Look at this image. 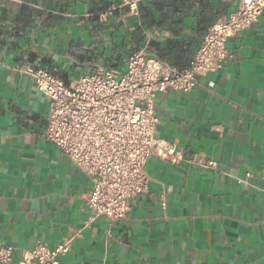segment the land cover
Listing matches in <instances>:
<instances>
[{
    "label": "crops",
    "instance_id": "1",
    "mask_svg": "<svg viewBox=\"0 0 264 264\" xmlns=\"http://www.w3.org/2000/svg\"><path fill=\"white\" fill-rule=\"evenodd\" d=\"M123 2L0 0V245L14 246L0 264L67 237L60 264H264V11L230 38L223 67L157 96L156 136L185 157L151 156L148 188L124 219H90L92 179L45 137L50 98L27 64L72 82L123 72L147 47L186 65L241 0H139L137 14Z\"/></svg>",
    "mask_w": 264,
    "mask_h": 264
},
{
    "label": "built area",
    "instance_id": "2",
    "mask_svg": "<svg viewBox=\"0 0 264 264\" xmlns=\"http://www.w3.org/2000/svg\"><path fill=\"white\" fill-rule=\"evenodd\" d=\"M123 3L139 12V0ZM263 11L264 0H241L227 17L207 28L194 57L184 66H172L147 47H138L127 57L123 72L97 68L72 82L44 66L24 67L50 98L45 137L93 181L87 195L90 219L104 215L120 221L127 216L131 200L148 188L146 165L151 156L173 161L185 157L184 148L156 136L157 96L169 89L189 91L199 75L223 67L231 57L230 38ZM199 162L218 166L215 159ZM72 244L73 237L54 246L39 241L25 250L20 263L60 264ZM13 252V245H0V261L12 260Z\"/></svg>",
    "mask_w": 264,
    "mask_h": 264
},
{
    "label": "trees",
    "instance_id": "3",
    "mask_svg": "<svg viewBox=\"0 0 264 264\" xmlns=\"http://www.w3.org/2000/svg\"><path fill=\"white\" fill-rule=\"evenodd\" d=\"M170 64V63H169ZM171 65V64H170ZM172 66H174V65H172ZM182 66H184V65H182Z\"/></svg>",
    "mask_w": 264,
    "mask_h": 264
}]
</instances>
